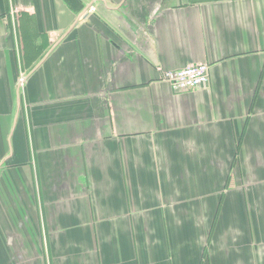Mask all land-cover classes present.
Wrapping results in <instances>:
<instances>
[{
    "label": "crops",
    "instance_id": "obj_1",
    "mask_svg": "<svg viewBox=\"0 0 264 264\" xmlns=\"http://www.w3.org/2000/svg\"><path fill=\"white\" fill-rule=\"evenodd\" d=\"M0 264H264V0H0Z\"/></svg>",
    "mask_w": 264,
    "mask_h": 264
},
{
    "label": "built area",
    "instance_id": "obj_2",
    "mask_svg": "<svg viewBox=\"0 0 264 264\" xmlns=\"http://www.w3.org/2000/svg\"><path fill=\"white\" fill-rule=\"evenodd\" d=\"M162 80L175 93L191 92L207 85L209 67L205 64H193L182 69L167 71L162 74ZM23 82L24 78H19L18 86L21 87Z\"/></svg>",
    "mask_w": 264,
    "mask_h": 264
}]
</instances>
